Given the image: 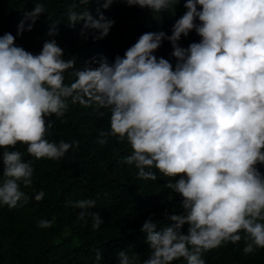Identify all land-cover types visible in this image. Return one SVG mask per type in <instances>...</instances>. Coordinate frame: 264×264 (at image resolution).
<instances>
[{"label": "clouds", "instance_id": "obj_1", "mask_svg": "<svg viewBox=\"0 0 264 264\" xmlns=\"http://www.w3.org/2000/svg\"><path fill=\"white\" fill-rule=\"evenodd\" d=\"M91 2L79 0L80 5ZM97 2L107 10L117 0ZM119 2L159 13L180 0ZM75 7L67 13L70 27L82 23L81 35L95 30L94 40L109 35L114 20L99 8L94 18L87 7ZM184 8L171 35L146 32L123 56L93 58L82 67L76 66V56L64 58L54 38L34 54L17 46L11 33L0 35V206L14 209L29 200L21 183L32 187L34 167L16 150L18 143L36 160H60L79 148V141L49 142L45 136L53 126L46 118H63L70 106L80 105L94 108L100 118L109 115V129L98 136L100 145L109 137L126 142L131 152L124 162L135 166L138 178L156 181L158 171L169 178L165 188L182 198V211H166L168 223L160 230L151 217L143 223L147 258L141 261L136 252L120 250L118 264L181 259L205 264L206 252L241 240L245 254L264 248V0H185ZM43 13V4L36 3L17 35L32 31ZM27 20L31 23L25 28ZM192 31L199 42L181 47V37ZM57 34L50 25L49 36ZM164 41L173 48L175 65L155 55ZM44 197L40 190L34 199ZM97 199L69 201L83 210L78 220L91 218L93 229L103 223L99 212L90 211ZM38 223L51 228L55 217ZM94 251L99 264L102 254Z\"/></svg>", "mask_w": 264, "mask_h": 264}, {"label": "trees", "instance_id": "obj_2", "mask_svg": "<svg viewBox=\"0 0 264 264\" xmlns=\"http://www.w3.org/2000/svg\"><path fill=\"white\" fill-rule=\"evenodd\" d=\"M185 0H180L183 9L176 6L154 13L150 8L129 7L123 2H114L109 9L102 2L92 0L88 5H80L79 0H0V35L11 33L16 37V45L26 51L38 54L47 39L54 38L64 49V58L76 56L77 67L93 58L107 57L113 61L146 32L163 30L171 35V28L186 9ZM36 3L43 4L45 13L37 19L32 31L17 35L18 26L25 20V13L34 11ZM75 4V10L87 7L94 18L97 9L115 21L109 35L94 40L98 35L89 29L81 35L82 23L72 28L68 24L67 13ZM31 21L25 22V28ZM55 25L58 33L49 36L50 25ZM200 37L192 31L181 37L179 44L187 47L199 42ZM173 48L168 41L155 53L175 65L171 55ZM65 83L69 82L66 73ZM53 123L45 138L58 143L79 141V148L70 149L64 158L36 160L27 154V146L18 143L16 150L24 153L25 162L31 160L34 167L33 185L21 190L29 200L23 206L9 209L0 206V264H97L96 252L100 250L103 259L99 264H118L117 253L127 250L129 255L136 252L141 261L149 254L147 234L140 231L143 223L151 217L159 221L158 230L167 225L164 213L180 212L181 196L165 188L169 178L157 171V180H143L136 175L134 165L124 162L131 152L126 142L109 137L108 143L100 145L98 136L102 130L109 129V115L100 118L94 108L80 105L70 106L63 118L53 114L46 118ZM2 151L0 149V175L3 171ZM156 171V170H154ZM264 172V166L260 167ZM44 190L45 197L37 202L36 193ZM97 196L99 198L97 199ZM97 199L90 211L99 212L103 223L93 229L89 217L87 223L78 220L83 211L69 203L81 199ZM51 228H41L40 220H52ZM69 233L65 235V231ZM183 231L187 232V225ZM243 235V234H242ZM244 241L237 244L225 243L203 255L205 264H264V248H256L252 253L243 251ZM174 264H187L183 259Z\"/></svg>", "mask_w": 264, "mask_h": 264}, {"label": "rangeland", "instance_id": "obj_3", "mask_svg": "<svg viewBox=\"0 0 264 264\" xmlns=\"http://www.w3.org/2000/svg\"><path fill=\"white\" fill-rule=\"evenodd\" d=\"M177 8H179V9H183L182 8V5H180V4H177V5H175ZM70 231H69V229H67L66 231H65V235L66 234H68Z\"/></svg>", "mask_w": 264, "mask_h": 264}]
</instances>
